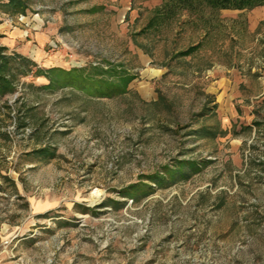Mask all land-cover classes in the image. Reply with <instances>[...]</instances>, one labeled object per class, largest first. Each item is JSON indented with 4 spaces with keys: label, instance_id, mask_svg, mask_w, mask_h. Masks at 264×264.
Here are the masks:
<instances>
[{
    "label": "rangeland",
    "instance_id": "obj_1",
    "mask_svg": "<svg viewBox=\"0 0 264 264\" xmlns=\"http://www.w3.org/2000/svg\"><path fill=\"white\" fill-rule=\"evenodd\" d=\"M22 1L0 45L41 72L0 100V264H264V20Z\"/></svg>",
    "mask_w": 264,
    "mask_h": 264
},
{
    "label": "trees",
    "instance_id": "obj_2",
    "mask_svg": "<svg viewBox=\"0 0 264 264\" xmlns=\"http://www.w3.org/2000/svg\"><path fill=\"white\" fill-rule=\"evenodd\" d=\"M16 8L24 10V1L9 0ZM264 5V0H164L162 12L165 17L171 18L177 15L181 10L191 12L206 7L211 13L219 14L223 9L248 10ZM37 64L29 58L15 52H11L7 46L0 45V100L7 95L15 93L18 88L19 79L34 72H41L40 68L35 70ZM58 75L69 77L72 74L80 75L85 78L81 71L76 69H59ZM82 74V76H81ZM7 107L9 110L12 104L8 100L0 103V110ZM20 112V109L18 110ZM25 123L20 122L19 127H24ZM186 164V162L182 163ZM160 183L159 180H156ZM13 182V181H12Z\"/></svg>",
    "mask_w": 264,
    "mask_h": 264
},
{
    "label": "crops",
    "instance_id": "obj_3",
    "mask_svg": "<svg viewBox=\"0 0 264 264\" xmlns=\"http://www.w3.org/2000/svg\"><path fill=\"white\" fill-rule=\"evenodd\" d=\"M247 10H234V9H223L221 12L222 14H239L246 12ZM228 12V13H227ZM260 20H264V5L255 7L253 9H250L248 12V21L253 22L255 26L259 23ZM56 55H53L50 57L49 62L55 63L59 62L58 57H55Z\"/></svg>",
    "mask_w": 264,
    "mask_h": 264
},
{
    "label": "bare ground",
    "instance_id": "obj_4",
    "mask_svg": "<svg viewBox=\"0 0 264 264\" xmlns=\"http://www.w3.org/2000/svg\"><path fill=\"white\" fill-rule=\"evenodd\" d=\"M94 195H96V196L99 195V194H98V190H95V191H94Z\"/></svg>",
    "mask_w": 264,
    "mask_h": 264
}]
</instances>
